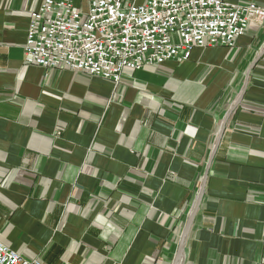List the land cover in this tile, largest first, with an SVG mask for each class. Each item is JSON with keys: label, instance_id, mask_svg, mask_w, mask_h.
Returning <instances> with one entry per match:
<instances>
[{"label": "crops", "instance_id": "crops-1", "mask_svg": "<svg viewBox=\"0 0 264 264\" xmlns=\"http://www.w3.org/2000/svg\"><path fill=\"white\" fill-rule=\"evenodd\" d=\"M44 1L0 0V242L42 264H172L203 190L181 264H264V22L113 83L24 64Z\"/></svg>", "mask_w": 264, "mask_h": 264}, {"label": "built area", "instance_id": "built-area-1", "mask_svg": "<svg viewBox=\"0 0 264 264\" xmlns=\"http://www.w3.org/2000/svg\"><path fill=\"white\" fill-rule=\"evenodd\" d=\"M264 8L227 0H88L86 13L63 0L31 12L24 64L68 69L117 83L123 70L184 62L195 48H232ZM0 264L26 260L0 242Z\"/></svg>", "mask_w": 264, "mask_h": 264}, {"label": "water", "instance_id": "water-1", "mask_svg": "<svg viewBox=\"0 0 264 264\" xmlns=\"http://www.w3.org/2000/svg\"><path fill=\"white\" fill-rule=\"evenodd\" d=\"M205 179H206V176H205ZM205 179H204V182H205ZM202 191L203 190L200 191L198 199H197L196 204H195V207L192 210L191 214L189 215V218L187 219L186 224L182 230L180 240H179V244H178V247H177L175 257H174L172 264H181V261H182L183 255H184V249H185V243L187 240V236H188V233H189V230H190L193 218H194V214L196 212L199 201L201 199Z\"/></svg>", "mask_w": 264, "mask_h": 264}, {"label": "rangeland", "instance_id": "rangeland-1", "mask_svg": "<svg viewBox=\"0 0 264 264\" xmlns=\"http://www.w3.org/2000/svg\"><path fill=\"white\" fill-rule=\"evenodd\" d=\"M138 2H143L144 0H137Z\"/></svg>", "mask_w": 264, "mask_h": 264}]
</instances>
